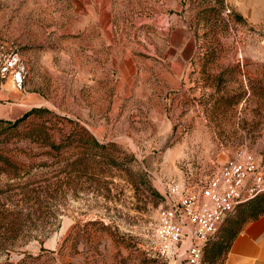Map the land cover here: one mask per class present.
<instances>
[{"label": "rangeland", "instance_id": "1", "mask_svg": "<svg viewBox=\"0 0 264 264\" xmlns=\"http://www.w3.org/2000/svg\"><path fill=\"white\" fill-rule=\"evenodd\" d=\"M263 132L264 0H0V264H168L167 186L197 190L238 149L264 162ZM88 138L106 146L89 169L28 222L6 211ZM246 218L201 264H225Z\"/></svg>", "mask_w": 264, "mask_h": 264}, {"label": "built area", "instance_id": "2", "mask_svg": "<svg viewBox=\"0 0 264 264\" xmlns=\"http://www.w3.org/2000/svg\"><path fill=\"white\" fill-rule=\"evenodd\" d=\"M263 192L264 162L247 149L236 150L197 190L168 185L156 230L158 255L168 264H201L225 219Z\"/></svg>", "mask_w": 264, "mask_h": 264}, {"label": "trees", "instance_id": "3", "mask_svg": "<svg viewBox=\"0 0 264 264\" xmlns=\"http://www.w3.org/2000/svg\"><path fill=\"white\" fill-rule=\"evenodd\" d=\"M23 120H24V117L22 119L17 120L15 124H18V123L22 122ZM84 144H85V147H83L84 149H81L80 147H77V148L71 147L70 149H68L67 154L64 155L62 157V160H61L64 163H60V161L55 163V165H57L61 168H60V170L57 171L56 175H54L53 177H51V179L48 180L47 186L39 187L40 189H30V191L34 194L30 199L31 202H30V205H28L29 207H25V206L21 207L20 206L21 209L18 211L13 210V209L12 210L6 209V211L9 212V214L12 215L14 218L17 216H21L24 213L23 211L25 210L27 213L26 214L27 215V220H26L27 222L29 219L34 217V215L36 213L41 211L42 206H44V204H47V201L50 200V198H51L50 195H52L53 192L55 194L58 193L57 192L58 190L55 189V187L59 186V188H62V186H63L62 181L64 180V178H66V179L71 178L72 174L75 172V169L78 166H85V168H87V169H89L91 167V160L93 158L92 153H93L95 147H97L98 149H101L100 152L102 155L104 154L102 151H104L106 149V146L100 145L94 138H88L84 142ZM63 148L64 147L61 145L54 146V150H55V152H57V156L60 155ZM83 150H84V152H83ZM34 184L35 183L29 184L28 186H25L24 188H22V190H27L28 188H30V186H34ZM241 206H243L247 218L245 219V221L241 222L238 225V227L235 229V231L233 233H230V236L226 242V246H227L226 255L230 249L231 243L233 242L235 237L238 235V233L241 231L242 226L245 223H247L249 221H254V220H256L259 217L264 215V192L261 194H258L256 197H254L253 199H251L247 203L240 205L239 207H241ZM17 208L15 207V209H17ZM5 220L7 221L6 224L10 225V226L6 225L5 226L6 229L8 231L9 230L11 231V229H12L14 232L13 234H15V233L19 234V232L21 231V228L18 229L19 224H17L16 222H14V224H13V221L10 220L8 217H5ZM11 221H12V223H11ZM225 258H226V256H225ZM202 261H203V259H202Z\"/></svg>", "mask_w": 264, "mask_h": 264}, {"label": "crops", "instance_id": "4", "mask_svg": "<svg viewBox=\"0 0 264 264\" xmlns=\"http://www.w3.org/2000/svg\"><path fill=\"white\" fill-rule=\"evenodd\" d=\"M225 264H264V215L242 226L231 243Z\"/></svg>", "mask_w": 264, "mask_h": 264}]
</instances>
